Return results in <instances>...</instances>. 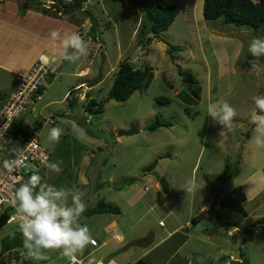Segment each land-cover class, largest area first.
I'll use <instances>...</instances> for the list:
<instances>
[{
	"label": "rangeland",
	"instance_id": "1",
	"mask_svg": "<svg viewBox=\"0 0 264 264\" xmlns=\"http://www.w3.org/2000/svg\"><path fill=\"white\" fill-rule=\"evenodd\" d=\"M175 1L179 11L174 21L156 34L145 30L148 12L160 0H88L84 6L90 11V21L84 18L79 24L69 21L72 17H85L78 11L71 17L64 14L62 19L87 41L88 55L70 62L58 54L61 61L52 68L55 74L49 77L45 93L36 104L41 113L36 119L41 122L42 116H52L55 124L41 125L36 130L35 119L25 113L15 125L31 133L38 132L40 143L50 152L47 162H62L59 174L45 164L33 172L41 177L42 183L72 192L80 184L82 166L90 163L89 172L100 174L97 181L100 187L87 202L88 208L102 199L120 207V215L115 217L120 225L130 229L123 244L116 242L112 233L102 232L106 217H110L108 213L81 217L80 223L88 226L92 236L109 238V243L89 254L91 263L110 253L113 247L126 245L131 237H142L149 230L159 236L164 232L160 220L169 225L198 217L197 222L182 227L188 239L178 255L192 259L195 264H222L226 253L234 256V243L228 229H220L218 220H221L254 229L253 234L245 233L241 252L246 264H264V228L257 230L255 224L257 218L264 216V145L255 142L257 133L250 121L255 107L253 97L264 95V71L257 72L244 65L250 55L248 46L257 35L252 28L223 23L221 18L205 19L203 0ZM22 2L14 0L18 7ZM29 3L41 15L42 7L49 8L47 16L60 14L50 7L52 1L41 5ZM53 19L59 21L58 17ZM123 60H129L134 67H149L153 77L146 88L135 90L124 101H116L108 93ZM261 62L264 63V57ZM80 68L86 73L81 71L77 75ZM188 71L201 86L197 104H186L177 95L187 87L181 73ZM11 76L0 66V98L16 83ZM80 80L83 84L76 88ZM90 98L101 104L100 112L85 110ZM70 100L74 101L72 106ZM219 101H227L236 109L231 129L207 116L209 104ZM157 117L170 121L171 125L148 130L146 127ZM52 127L63 130L59 143L48 139ZM152 162L154 167L146 170ZM226 163L231 169H239L237 175L227 180ZM129 178L135 179L134 182L116 189L122 186V180ZM161 178L168 184V193L161 188ZM191 180H195L198 188L188 192ZM135 194L137 198L132 199L133 204L129 203ZM229 194L227 209H219L216 204L222 206L221 199ZM254 194L258 196L244 203ZM10 216L8 222L0 221V264H12L17 254L16 264H30L23 237L18 240L21 245L14 240V232L21 233L15 210ZM189 249H194L195 254L191 255ZM45 255L47 258L40 260L44 264L68 261L59 251H48ZM118 256L127 260L131 252Z\"/></svg>",
	"mask_w": 264,
	"mask_h": 264
},
{
	"label": "crops",
	"instance_id": "2",
	"mask_svg": "<svg viewBox=\"0 0 264 264\" xmlns=\"http://www.w3.org/2000/svg\"><path fill=\"white\" fill-rule=\"evenodd\" d=\"M17 9L18 6L14 3V0H6L3 3L0 1V66L7 69L9 74H12L10 79L13 78V81L14 78L16 79L15 84L13 83V81L11 82L13 83V86L9 91L6 92L7 94L4 97L0 98L1 102L5 100V98L12 91L15 90L20 77L28 72L30 67L37 60L38 56L43 55L49 59L52 71L54 65L57 62L61 61L60 56H58V54H60L62 51V39L67 33L70 34L72 32H78V30L73 31V29H71L73 25L64 21L63 19L59 18V21H57L53 19L54 17H51L49 15L47 16L46 14L41 15L37 13V11L29 10L24 15H22L23 18H20L18 16L21 15L18 14ZM84 9L88 10L87 7L83 6L81 10ZM82 18H87L88 21H90L89 14H86L85 17ZM54 31L58 33V38L55 41L52 39L51 35ZM27 47L32 49L31 52H28ZM22 49L25 50L28 55H26V53L23 52ZM83 69L84 68H80L77 72V75L81 74V71H84L85 74L86 71ZM52 73L53 75L55 74V72L53 71ZM80 84H83L82 80H80L75 85V87L78 88ZM4 87L5 89L8 88L6 87V85ZM1 102L0 104H2ZM89 167H91L90 163L84 164V167L82 166L80 184H77V189L72 191L83 192L85 194L84 199L86 204L91 197H94V194L97 193L100 187L99 183L97 182L100 178V174L98 175L97 173H90ZM123 186L124 185L116 189L121 190ZM135 196L136 194L131 197L129 203L132 201L133 198H137ZM256 196H258V194L249 196V199L244 200V203L249 202V200L255 199ZM70 199L71 197L69 196V200ZM142 203L145 206V202ZM131 204L133 203L131 202ZM216 206L219 209L220 207L224 210L227 209V207L220 206L219 204H216ZM242 210H244V208H242ZM244 213L245 211L242 214ZM108 214L110 215V217H106L107 219L105 220L106 222L102 227V232H104L105 234L112 233V238L116 242L123 244L127 241H125V236L128 234V231L130 229L129 227L127 228L125 226L120 225V221L118 218L115 217L114 213ZM116 215H120V213ZM216 216L219 217L218 214ZM246 217L247 215L244 214L243 218ZM261 217L264 216L262 215ZM198 220L199 219H197V221ZM160 221L163 223V225L160 226L164 228V232L159 236H157V232L149 230L142 237H131L128 243H126V245L113 247V250H111L110 253L101 256L100 258L96 259L93 263H91L93 259H89V254H92L94 251L109 243V238L102 239L98 238L96 235H93L92 237L94 239H99V246L94 247L92 245H88L87 248L89 249L86 248L83 252V255L79 258L83 260L84 264H174V261L176 263L180 262V264H182V262L183 264H195L192 259H187L185 257H182L181 255H178L182 254L181 250L187 246L186 240L188 239V233H182V227L184 225L186 227L187 224L188 227L189 225H192V220L190 221V219L187 218L184 223L176 222L169 223V225H166L162 220ZM237 227L243 232L244 238V227L239 224L237 225ZM187 229L188 228H186V230ZM253 233L255 232H252V234ZM181 235L183 237L180 239ZM231 235L232 234L228 230V236L231 238L232 243H234ZM139 245H142V247H137ZM189 251L191 252V255L195 254L194 249H189ZM130 252L131 256L127 258V260L122 261L119 259V254L126 253L129 255ZM241 253L242 256H240L239 260H235L232 253H226L224 256H222V264H233L232 261L244 260V253ZM179 260H181L182 262ZM47 261L48 263H52L51 260ZM61 264H67V261Z\"/></svg>",
	"mask_w": 264,
	"mask_h": 264
},
{
	"label": "clouds",
	"instance_id": "3",
	"mask_svg": "<svg viewBox=\"0 0 264 264\" xmlns=\"http://www.w3.org/2000/svg\"><path fill=\"white\" fill-rule=\"evenodd\" d=\"M51 35L54 41L58 38L55 31ZM61 47L60 55L70 62L88 55L87 41L76 32L66 34L61 41ZM248 51L253 57L250 61L252 68L257 72L264 71V63L261 62V57H264V39L259 37L252 39ZM253 102L255 107L251 110L250 121L255 125L257 133L254 140L257 144L264 145V95L254 96ZM207 116L223 128L231 129L237 112L229 102L219 101L209 104ZM8 126L9 124H5V129ZM62 134L61 128L52 127L48 139L54 144L59 143ZM61 163L46 161L45 166L59 174L63 170ZM24 166L26 165L23 160L13 163L5 161V167L9 172ZM197 188L195 180H191L186 191L192 192ZM84 196L85 194L80 191L69 192L42 183L38 174H33L14 189L9 204L15 209L23 246L28 250L30 258L43 260L47 258L46 252L59 251L67 258L69 264H82L79 257L88 245L96 243L88 226L80 223L87 209Z\"/></svg>",
	"mask_w": 264,
	"mask_h": 264
},
{
	"label": "trees",
	"instance_id": "4",
	"mask_svg": "<svg viewBox=\"0 0 264 264\" xmlns=\"http://www.w3.org/2000/svg\"><path fill=\"white\" fill-rule=\"evenodd\" d=\"M54 1L50 7H53L56 12H60L57 16L55 14H51L49 16L58 17L62 19L64 14H69L70 17L73 16L74 12L78 11L80 15L85 16L86 14H90V11L87 9L81 10L85 3L88 0H52ZM158 2L157 7L153 10H149V24L146 26L145 32L148 33H159L162 30L168 28V26L174 21L176 15L178 14L179 7L175 0H160ZM29 2H33L36 5H41L43 2L39 0H23L22 4L18 7V13L20 15H24L27 11H36L37 9L30 6ZM50 2V1H49ZM49 8L42 7L41 13L46 14ZM202 14L203 17L207 20H214L221 18L223 23H230L239 27H247L252 28L257 37L264 39V0H203L202 4ZM70 18V22L75 24H79L82 22L83 18L80 17H72ZM94 25L92 24L90 30L94 31ZM180 48V47H176ZM170 49H168L169 51ZM263 57H261L262 59ZM253 57L248 55L244 61V65L248 67H252L250 61ZM182 79L187 83V87L185 89L180 90L177 94L178 97L186 104H197V100L200 97L201 86L197 83L196 78L191 72H182ZM52 77V72L49 73V77ZM48 77V80L50 79ZM153 72L147 66L142 67H134L129 60H123L119 63L118 68L114 74L111 87L109 89L108 96L116 101H124L126 100L135 90L140 88H146L150 81L152 80ZM98 81V79H97ZM73 100H76L73 97ZM73 100L69 101V105H73ZM101 104L96 101L94 98H90L85 104V110L91 113L100 112ZM34 128L38 130L41 125L40 121L34 120ZM171 125L170 121H162L157 117L155 121L150 123L146 128L148 130H155L161 126H169ZM136 130H134L135 132ZM31 132L24 130L22 127L17 125L14 126V136L20 139H26L29 137ZM238 163V162H237ZM155 165V162H152L148 165L146 170H151ZM239 169L235 167V169H231L229 163L225 164L224 169V178L230 179L231 177L237 175ZM33 172H31L27 180L30 176H32ZM135 179L129 178L122 180L121 185L131 184ZM240 187H237L239 189ZM231 195L229 194L227 197H224L222 201L224 204L222 206H228V202ZM216 203V202H215ZM230 203V202H229ZM212 206V204H211ZM12 212L11 209H7L5 213L0 216V221L5 222L9 214ZM98 213H114L119 214L120 208L119 206L112 204L110 202H106L105 200H99L95 206L86 209L85 213L82 216H90L92 214ZM202 215V214H201ZM197 218H192L193 222H197ZM255 224L257 229L264 228V217H259L255 220ZM254 229L252 228H244L245 233H252ZM14 240L21 239V233L14 232ZM232 240L235 241V236L231 235ZM147 238V237H146ZM21 245V242L18 241ZM16 246L11 247V249H15ZM22 247V246H21ZM7 249V248H6ZM4 252V251H3ZM242 256V253L241 255ZM30 259V264H44L40 260ZM18 258V254L16 260ZM15 262L17 263V261ZM15 263V264H16ZM233 264H246V260L242 261H232Z\"/></svg>",
	"mask_w": 264,
	"mask_h": 264
},
{
	"label": "built area",
	"instance_id": "5",
	"mask_svg": "<svg viewBox=\"0 0 264 264\" xmlns=\"http://www.w3.org/2000/svg\"><path fill=\"white\" fill-rule=\"evenodd\" d=\"M50 72L49 59L43 55L38 56L28 72L20 77L15 90L2 101L0 106V216L7 209L15 210L9 204L14 189L26 182L28 175L43 166L49 159L50 152L40 143L38 132L34 131L26 139H20L14 136V126L15 121L25 113L31 114L35 122L37 121L36 117L41 113L37 111L36 104L45 93ZM42 117L40 125L55 124L52 116ZM5 124H9L7 129L4 127ZM17 160H23L26 166L9 172L5 167V161L13 163ZM11 217H8L6 221L8 222ZM159 223L162 224V222ZM95 241V245H90L98 247L99 243ZM24 254L20 253L21 256ZM80 260L83 264V260ZM13 263L15 261H12ZM67 264H69L68 261Z\"/></svg>",
	"mask_w": 264,
	"mask_h": 264
},
{
	"label": "water",
	"instance_id": "6",
	"mask_svg": "<svg viewBox=\"0 0 264 264\" xmlns=\"http://www.w3.org/2000/svg\"><path fill=\"white\" fill-rule=\"evenodd\" d=\"M41 2H49L51 0H39ZM160 184H161V188L163 190L164 193H168V184L165 181L164 178H161L160 180ZM219 221V225H220V229H228L230 231V233L232 235L235 236V241H234V250H235V254H234V259L235 260H239L240 259V254H241V244L243 241V232L238 229L237 225H235L234 223H228V222H223L221 220Z\"/></svg>",
	"mask_w": 264,
	"mask_h": 264
}]
</instances>
